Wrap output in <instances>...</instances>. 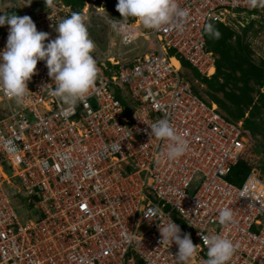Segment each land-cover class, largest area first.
Wrapping results in <instances>:
<instances>
[{
    "label": "built area",
    "instance_id": "built-area-1",
    "mask_svg": "<svg viewBox=\"0 0 264 264\" xmlns=\"http://www.w3.org/2000/svg\"><path fill=\"white\" fill-rule=\"evenodd\" d=\"M18 1L49 40L75 12L63 0ZM109 1L118 2L84 0L79 10L86 25L93 14L115 13ZM177 3L189 13L182 30L146 29L120 14L111 19L119 43L152 46L126 63L92 53L98 78L72 114L51 95L55 83L43 60L23 103L0 92V264H177L178 246L160 243L158 225L169 219L199 246L188 264L208 258L198 233L227 235L239 245L228 264H264V179L254 166L240 184L228 179L250 133L243 118L228 117L197 93L180 64L184 59L210 77L216 54L206 46L204 25L218 21L238 32L264 16V8L250 13L248 0ZM8 27L0 26V50ZM162 118L188 141L178 159L165 157L169 141L150 135V125ZM18 194L35 212L25 222L13 205ZM226 206L234 222L221 225ZM151 211L157 214L146 218Z\"/></svg>",
    "mask_w": 264,
    "mask_h": 264
},
{
    "label": "clouds",
    "instance_id": "clouds-1",
    "mask_svg": "<svg viewBox=\"0 0 264 264\" xmlns=\"http://www.w3.org/2000/svg\"><path fill=\"white\" fill-rule=\"evenodd\" d=\"M253 8H264V0H248ZM51 6L53 0H45ZM123 20H138L146 29L159 30L171 25L182 30L189 13L181 8L177 0H118L115 5ZM7 24L8 36L5 47L0 50V92L23 103L29 92L27 82L36 72L37 62L45 61L48 76L55 83L51 95L67 106L66 114H72L75 107L90 95L98 78L99 69L92 53L95 43L89 37L85 17L78 12L62 18L55 31V39L49 40V33L38 31L28 15L0 13V26ZM204 33L218 40L221 33L212 23L204 25ZM48 41L45 43V41ZM125 43L128 42L126 38ZM150 135L158 140L169 141L166 153L168 160L181 157L188 150L185 136L177 132L167 118L150 125ZM156 211L146 213L155 216ZM234 222L230 207L219 211L218 223L227 225ZM160 243L178 246L177 264H188L198 252V244H193L190 234L181 235V228L171 219L163 227L158 225ZM207 248L205 264H228L239 245L227 235L198 233Z\"/></svg>",
    "mask_w": 264,
    "mask_h": 264
},
{
    "label": "trees",
    "instance_id": "trees-1",
    "mask_svg": "<svg viewBox=\"0 0 264 264\" xmlns=\"http://www.w3.org/2000/svg\"><path fill=\"white\" fill-rule=\"evenodd\" d=\"M29 1L35 4L34 0ZM63 1L71 4L75 8V12L78 13H80L79 8L84 3V0ZM115 5V2H107V7L119 15L120 13L116 10ZM258 8L252 7L250 13H257ZM20 11L21 7L18 3L17 6L5 9L1 13L20 16ZM210 23L221 33V38L218 40L212 39L205 34L207 48L218 55L215 62L216 69L214 74L210 77L201 76L186 60L181 59V63L183 66L191 67L196 77L213 91V93L209 94L210 100L216 102L218 107L225 110L229 116L240 119L244 117L245 112H248L247 116L243 118V126L249 131L250 135H259L261 137L263 142L261 147L256 148V150L264 155V60H261L258 64L253 61L249 45L243 42L241 34H238L235 30L221 22L210 21ZM248 27L242 28L243 33ZM233 36H235L234 43L231 41ZM102 48L99 46V54L93 52L98 60H101ZM107 52L109 51L107 50ZM171 53H173V50H171ZM229 83H232V86L227 89L226 85ZM214 92H222L223 97L228 100L229 105ZM254 93L256 94L255 100ZM252 167V164L248 160L242 158L232 168L228 179L236 184H240ZM260 169L264 170V166H261Z\"/></svg>",
    "mask_w": 264,
    "mask_h": 264
},
{
    "label": "rangeland",
    "instance_id": "rangeland-1",
    "mask_svg": "<svg viewBox=\"0 0 264 264\" xmlns=\"http://www.w3.org/2000/svg\"><path fill=\"white\" fill-rule=\"evenodd\" d=\"M17 4V0H0V13L5 9L17 6ZM108 16L109 17H103L99 14H93L90 16L91 24L87 25L89 37L94 42L96 41L94 52L99 54V46H101V48L103 47L102 54L100 56L101 59H104L107 55H121L120 59H122L123 63L132 62L137 56L149 50V47L152 46L150 41L142 42L139 40H134L133 42L123 45L119 43L121 38L115 31L113 27V21H111V19L119 21L121 20V17L118 16L116 12L113 14H108ZM246 26L249 27L244 33L242 27H239L238 32H236L241 34L243 37V42L249 45L251 57L253 61L258 64L261 60H264V16L261 14L258 19L251 21L248 25H245V27ZM231 41L234 43L235 38H232ZM107 50L109 52H107ZM217 58L218 55H216V59ZM184 74L190 79L193 88L197 93L203 95L207 99H210L209 94L213 93V91L205 83H202L200 79H194L192 71L190 70L184 69ZM250 83L253 84L252 81H250ZM231 86L232 83H229L226 85V88H231ZM214 93L229 105L228 100L223 97L222 92ZM255 95L256 94L254 93V100L256 98ZM2 105H5V103ZM262 142L263 140L259 135H250L244 158L248 160V162L252 164L256 170L259 171L260 177L264 179V170L260 169L261 166H264V155L261 152H257L256 150V148L261 147ZM7 172L10 173L9 170H7ZM13 205L22 222L35 217V212L31 209V205L27 203V198L23 194H18L17 198H13ZM143 228L144 227H141V229Z\"/></svg>",
    "mask_w": 264,
    "mask_h": 264
},
{
    "label": "crops",
    "instance_id": "crops-1",
    "mask_svg": "<svg viewBox=\"0 0 264 264\" xmlns=\"http://www.w3.org/2000/svg\"><path fill=\"white\" fill-rule=\"evenodd\" d=\"M18 1V0H17ZM18 3H19V5H20V7H21V11H20V16H23V14H22V10H23V6L21 5V3L18 1ZM233 38H235V36H233ZM123 45V44H122ZM171 52V51H170ZM109 56V55H108ZM115 57H120L121 58V55H119V56H115ZM181 65H182V63H180ZM182 69H183V71H184V69H186V70H190V71H192V69H191V67H188V66H183L182 65ZM192 74H193V76H194V79H198V77H196V75L194 74V72L192 71ZM201 75V74H200ZM202 76V75H201ZM190 80V79H189ZM203 83V82H202ZM193 86V85H192ZM194 89V88H193ZM195 90V89H194ZM203 98H205L206 100H209V101H212V100H210V99H207L206 97H204L203 95H201ZM216 105H217V103L216 102H214ZM218 106V105H217ZM220 108V107H219ZM221 110V109H220ZM223 110V109H222ZM221 110V111H222ZM222 112H224L228 117H231V116H229L228 114H227V112L225 111V110H223ZM247 113L248 112H245V114H244V117L245 116H247ZM244 117H242V118H244ZM232 119H235V118H233V117H231Z\"/></svg>",
    "mask_w": 264,
    "mask_h": 264
},
{
    "label": "bare ground",
    "instance_id": "bare-ground-1",
    "mask_svg": "<svg viewBox=\"0 0 264 264\" xmlns=\"http://www.w3.org/2000/svg\"><path fill=\"white\" fill-rule=\"evenodd\" d=\"M174 63H176V64H177V61H175V60H174Z\"/></svg>",
    "mask_w": 264,
    "mask_h": 264
}]
</instances>
